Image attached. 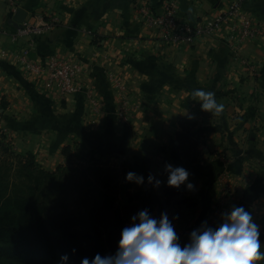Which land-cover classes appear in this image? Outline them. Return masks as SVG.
Returning a JSON list of instances; mask_svg holds the SVG:
<instances>
[{"label": "crops", "instance_id": "obj_1", "mask_svg": "<svg viewBox=\"0 0 264 264\" xmlns=\"http://www.w3.org/2000/svg\"><path fill=\"white\" fill-rule=\"evenodd\" d=\"M163 1L21 0L23 22L38 27L57 18L58 23L14 39L23 22L14 24V14L0 0V127L16 154L47 171L65 163L62 148L73 143L122 161L120 193L147 203L155 218L174 215L170 221L180 239L205 227L210 203L219 197L216 175L224 168L233 180L224 213L243 206L264 225V0L243 5L259 30L250 40L230 37L224 27L194 44L172 45L157 41L144 22V11H159ZM231 1L175 0L178 16L190 24ZM30 41V60L55 55L81 62L74 95L64 99L25 71L20 51ZM196 89L213 92L222 113L201 110L192 96ZM188 117L201 134L200 156L190 165L183 163L173 136L178 121ZM147 141L161 150L149 155ZM166 164L186 169L193 189L168 186ZM128 172L144 182L126 180ZM149 176L160 184L149 183Z\"/></svg>", "mask_w": 264, "mask_h": 264}, {"label": "trees", "instance_id": "obj_2", "mask_svg": "<svg viewBox=\"0 0 264 264\" xmlns=\"http://www.w3.org/2000/svg\"><path fill=\"white\" fill-rule=\"evenodd\" d=\"M178 124V153L190 165L200 155V131L191 117ZM2 138L0 131V264H59L65 254L66 264H81L96 254L112 255L125 218L145 209L151 213L140 202L119 203L116 184L109 175L102 176L103 165L96 163L93 151L76 143L66 145L62 154L80 164L47 171L32 160L3 158L9 148ZM172 193L166 190V196ZM260 240L264 243L262 233Z\"/></svg>", "mask_w": 264, "mask_h": 264}, {"label": "clouds", "instance_id": "obj_3", "mask_svg": "<svg viewBox=\"0 0 264 264\" xmlns=\"http://www.w3.org/2000/svg\"><path fill=\"white\" fill-rule=\"evenodd\" d=\"M192 96L201 110L215 115L222 113L224 106L217 103L213 92L196 89ZM165 171L168 186L178 188L184 184L193 189L194 185L187 182L189 173L183 167L166 164ZM125 179L136 184L144 182V177L133 172H128ZM147 180L160 184L152 176ZM260 235V226L251 213L243 206H234L223 215L219 225L191 231L188 242L181 245L167 213L155 218L145 209L133 215L129 226L121 230L114 254H96L91 261L84 258L81 264H258L264 261ZM67 260L68 256L62 255L59 264H66Z\"/></svg>", "mask_w": 264, "mask_h": 264}, {"label": "built area", "instance_id": "obj_4", "mask_svg": "<svg viewBox=\"0 0 264 264\" xmlns=\"http://www.w3.org/2000/svg\"><path fill=\"white\" fill-rule=\"evenodd\" d=\"M3 1L8 11L12 14L20 7L21 0ZM252 1L254 0H232L222 11L190 24L178 16L175 0H164L159 11H144V22L154 33L155 39L164 45L194 44L201 38L211 36L224 27L230 31V37L250 40L258 35L259 30L242 10L246 2ZM57 23V18H50L38 27L23 22L22 27L14 32L13 38L40 34ZM32 43V41L28 42L20 51V61L25 71L41 79L50 90L56 92L64 99L74 95L79 90L76 80L83 69L81 62L55 55H49L41 61L30 60L27 55ZM244 64L252 74H258L257 69L251 64L248 62H244ZM98 110V104L94 103V112H98Z\"/></svg>", "mask_w": 264, "mask_h": 264}, {"label": "rangeland", "instance_id": "obj_5", "mask_svg": "<svg viewBox=\"0 0 264 264\" xmlns=\"http://www.w3.org/2000/svg\"><path fill=\"white\" fill-rule=\"evenodd\" d=\"M0 131H1L2 135H3L2 143L5 144L9 148V152L6 153L3 158H7L8 161H10V162H14V157L15 156H18L20 158H24V159H27V160H31V158L29 156L16 154L14 152V150L12 149V147H10V145L8 143V137L9 136L6 133V130L2 129L0 127ZM138 135L139 134H136V138H139L141 140L142 139V135L141 136H138ZM200 135L198 137V149H199V143H200V137H201ZM173 136H174V139H175V133H173ZM151 140H153V139L151 138ZM147 143L150 145L148 147L149 155H151L152 153L155 154V153H157L158 151L161 150L162 146H159L158 144H156L155 141H147ZM73 144L71 146H73ZM86 151H89V150H86ZM199 152H200V150H199ZM93 157H94L96 163L99 164V166L103 165L104 172L102 173V176L104 177L106 174L109 175L110 176V181L112 182V184L113 185L116 184V188L119 191L118 195L116 194L117 195V200L119 201V203L123 204V203L128 202V201H130V202H138V201H134L132 199H126V198H124V194L120 193L121 184H123L122 183V179H123V172H124V168H125V166L123 165L122 161L117 160V159L115 161L113 158H110L109 156L106 157V155L104 157L96 156V153L93 154ZM161 159H162V157L160 156V154H157L156 155V160H158V162L161 163L162 162ZM87 163L88 162H86L85 164H87ZM76 164H80V160L77 159V158H70V159H67L65 161V163L62 164V165L71 166V167L74 168V167H76ZM36 165H38V164H36ZM54 170H52V171H54ZM231 175H232L231 172H229V170H227L226 168L222 169L216 175L215 182H216V189H217V191L219 193V197L216 196L214 201L212 203H210V206H209V209H208L207 215H206L205 227H215V226L219 225L220 220H222V217L225 214L224 212H225V210L227 208L226 202L229 200L228 196L226 197V194H228L229 191L231 190V184L233 185V183H232L233 180H232V176ZM223 177H225V178H223ZM140 203H142V202H140ZM142 204L148 205L147 203H142ZM150 214L152 215V211H151ZM126 215H127V213H126ZM167 215H168L169 219H174V215L173 216L170 215V214H167ZM125 217H127V216H125ZM125 222H124L125 226H129L130 219L125 218ZM175 231L177 232L178 230H175ZM260 231H261L262 234H264V225L260 226ZM183 234H186L188 237L185 236L184 238H181V239L179 238V243H181V245L187 243L188 240H189V234L187 232L186 233L184 232Z\"/></svg>", "mask_w": 264, "mask_h": 264}, {"label": "water", "instance_id": "obj_6", "mask_svg": "<svg viewBox=\"0 0 264 264\" xmlns=\"http://www.w3.org/2000/svg\"><path fill=\"white\" fill-rule=\"evenodd\" d=\"M26 15H27V13L23 8H21V7L17 8V10L14 13L13 18H12L14 24L19 25L20 23H22L24 21Z\"/></svg>", "mask_w": 264, "mask_h": 264}]
</instances>
